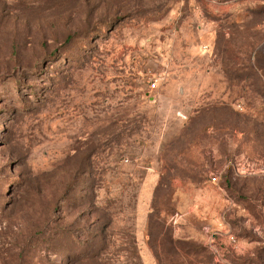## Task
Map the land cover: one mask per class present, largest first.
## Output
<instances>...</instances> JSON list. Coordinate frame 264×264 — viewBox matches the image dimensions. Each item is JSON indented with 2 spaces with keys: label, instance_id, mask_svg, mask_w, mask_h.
Masks as SVG:
<instances>
[{
  "label": "rangeland",
  "instance_id": "374dc122",
  "mask_svg": "<svg viewBox=\"0 0 264 264\" xmlns=\"http://www.w3.org/2000/svg\"><path fill=\"white\" fill-rule=\"evenodd\" d=\"M0 264H264V0H0Z\"/></svg>",
  "mask_w": 264,
  "mask_h": 264
},
{
  "label": "built area",
  "instance_id": "2783aa9c",
  "mask_svg": "<svg viewBox=\"0 0 264 264\" xmlns=\"http://www.w3.org/2000/svg\"><path fill=\"white\" fill-rule=\"evenodd\" d=\"M153 85H155V84H153Z\"/></svg>",
  "mask_w": 264,
  "mask_h": 264
}]
</instances>
